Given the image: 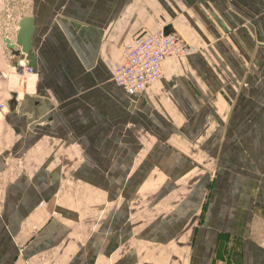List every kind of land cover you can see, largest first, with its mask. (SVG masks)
Wrapping results in <instances>:
<instances>
[{
  "label": "crops",
  "instance_id": "crops-1",
  "mask_svg": "<svg viewBox=\"0 0 264 264\" xmlns=\"http://www.w3.org/2000/svg\"><path fill=\"white\" fill-rule=\"evenodd\" d=\"M166 25L187 54L115 85ZM0 105V264H264V0H0Z\"/></svg>",
  "mask_w": 264,
  "mask_h": 264
},
{
  "label": "built area",
  "instance_id": "built-area-1",
  "mask_svg": "<svg viewBox=\"0 0 264 264\" xmlns=\"http://www.w3.org/2000/svg\"><path fill=\"white\" fill-rule=\"evenodd\" d=\"M187 52L182 39L173 32L165 34L162 26L142 32L133 46L123 52L122 61L112 67L113 82L134 93L144 92L161 78L163 61L184 57ZM25 69L27 73L33 72L27 66Z\"/></svg>",
  "mask_w": 264,
  "mask_h": 264
},
{
  "label": "water",
  "instance_id": "water-1",
  "mask_svg": "<svg viewBox=\"0 0 264 264\" xmlns=\"http://www.w3.org/2000/svg\"><path fill=\"white\" fill-rule=\"evenodd\" d=\"M165 34L172 33L170 25L163 27ZM34 32L33 19L29 16L22 17L18 22V30L15 36V45L17 49L14 55L18 56L20 53L25 55L27 67L33 71L36 69V55L32 47V36ZM6 47L13 50L14 45L10 43L9 39H5Z\"/></svg>",
  "mask_w": 264,
  "mask_h": 264
},
{
  "label": "bare ground",
  "instance_id": "bare-ground-1",
  "mask_svg": "<svg viewBox=\"0 0 264 264\" xmlns=\"http://www.w3.org/2000/svg\"><path fill=\"white\" fill-rule=\"evenodd\" d=\"M14 45H15V42H14ZM14 48H15V50L17 49L16 45H15V47H14Z\"/></svg>",
  "mask_w": 264,
  "mask_h": 264
},
{
  "label": "rangeland",
  "instance_id": "rangeland-1",
  "mask_svg": "<svg viewBox=\"0 0 264 264\" xmlns=\"http://www.w3.org/2000/svg\"><path fill=\"white\" fill-rule=\"evenodd\" d=\"M11 12H12V11H11ZM14 12H15V11H14ZM14 12H13V13H14ZM5 107H6V106H5ZM5 107H4V108H0V109H5Z\"/></svg>",
  "mask_w": 264,
  "mask_h": 264
}]
</instances>
